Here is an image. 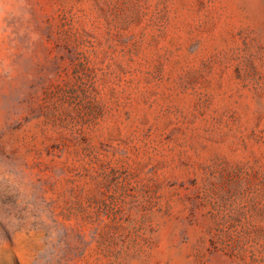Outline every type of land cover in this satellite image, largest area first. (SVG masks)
Returning a JSON list of instances; mask_svg holds the SVG:
<instances>
[{
	"label": "rangeland",
	"instance_id": "obj_1",
	"mask_svg": "<svg viewBox=\"0 0 264 264\" xmlns=\"http://www.w3.org/2000/svg\"><path fill=\"white\" fill-rule=\"evenodd\" d=\"M0 264H264V0H0Z\"/></svg>",
	"mask_w": 264,
	"mask_h": 264
}]
</instances>
